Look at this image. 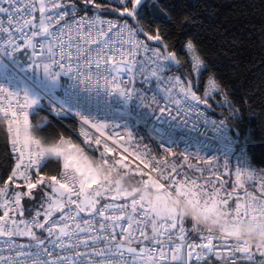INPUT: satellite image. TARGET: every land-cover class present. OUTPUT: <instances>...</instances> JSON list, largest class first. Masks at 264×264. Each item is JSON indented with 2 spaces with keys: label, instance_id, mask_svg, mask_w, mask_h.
Instances as JSON below:
<instances>
[{
  "label": "built area",
  "instance_id": "obj_1",
  "mask_svg": "<svg viewBox=\"0 0 264 264\" xmlns=\"http://www.w3.org/2000/svg\"><path fill=\"white\" fill-rule=\"evenodd\" d=\"M62 5L61 11L65 8L68 10L69 15L65 17V20L71 22L73 19L79 20L82 17L87 18L90 21L96 23L98 29H108V22L112 21L114 28L109 35H113L119 32L125 24L128 28L135 33V39L140 42L142 46H146L148 51H143V47L136 53V60L139 62L145 61L148 58V62L144 64V70L138 71L141 68L140 63H136L133 72H128L123 63H120L121 57L116 56L112 64L119 63V67L122 69L119 78L112 80V76H116L113 72L112 76H108L107 80L104 77L92 78V82H82L73 73L60 72L63 78V84L60 90L63 104L56 101L50 94H43L46 107L56 116L72 118L76 123L77 136L86 143H92L96 145L101 151L107 154H113L120 157H125L133 163L136 167V171L142 170L145 173L156 177L149 169L144 168V164L133 157L129 148L136 142L137 133L136 129L140 131L152 141L156 148L163 154L164 149H172L171 154H177L182 159L188 157V161L196 163L209 173L221 176L230 184V187L235 190H240L243 186H246V192L248 197L245 205L249 203L264 204V169L255 165H249L247 163L246 153L247 144L244 139L235 135L231 128V122L237 121L240 116L237 109L233 106L229 97L221 89L218 83L211 75L202 77L204 72V64L196 51L188 47L189 43L184 45V50L190 65L192 73V88L193 92L197 95V100L192 101L189 98L187 86L185 80L179 75V73L167 64L165 58L160 56L157 60L153 59L152 49L142 36L136 33L132 19L128 17H117L101 13H90L89 11L81 9L80 6L70 3L68 0H57ZM37 7L39 6V0H36ZM47 12L50 14L55 9L52 5L45 0ZM23 6H28V0H25ZM72 7L77 9L75 15L72 14ZM39 11L35 12L30 19L39 25ZM102 21V23H101ZM64 21L60 24L53 23L49 30L56 31L59 27H62ZM5 28L8 27L7 21H5ZM11 33V35H10ZM31 34L30 29H24V34L16 32V30L9 29V32L3 33L0 38V88L7 89L6 92L0 93V116L4 118L5 128L8 137L9 149L13 158V167L11 172V182L14 185L27 187V183L30 181L35 184V187L42 186V182L45 180V176L40 173V168L44 164L46 157L44 155L40 160L38 167L33 166L27 169V175L29 181H25L23 177L17 175L13 176L12 173L16 170V165L21 163L19 169L20 172H24V164L28 163V155L23 157V162L20 159V152L17 150L21 145L14 146L12 140L14 138L15 129L17 125H13V132H8V120L10 115L5 118L4 112L8 110L9 105L12 106L17 114L23 117V112L16 107V101L19 99L23 101L25 92L23 91V80L25 76L19 69L14 58L17 54L24 51L28 53V61L34 63L30 57L32 56V49L27 46V39ZM123 36L127 39L128 32L125 30ZM107 38V37H105ZM12 39L13 42L19 45L18 50L13 53L11 46L8 44V40ZM48 39L46 36L42 37L37 35L33 38L32 42L37 45L36 52L39 55L41 42H46ZM130 45L125 44L123 51H127ZM125 61L129 60V57L123 58ZM147 65L149 68L147 69ZM55 67V66H54ZM95 65H93V70ZM59 71V68L55 67ZM155 72V75H153ZM131 81V82H129ZM209 81H214L215 87H213ZM117 84L120 89L131 91L133 96L128 98L121 96L117 89ZM8 93L13 95L9 96ZM7 97V98H5ZM141 97L145 100L142 101ZM155 97L157 103L152 102V98ZM178 101V103H177ZM205 101L211 102L212 106L216 109L224 112L225 115H216L211 113L203 103ZM147 105V106H145ZM191 105L192 107H190ZM35 108L30 107L25 109L28 113V134L34 140L37 137L31 132L30 114ZM163 109V112L161 111ZM177 109H181V112H177ZM170 110V114H169ZM183 113H187L184 115ZM177 118H176V117ZM81 117L88 118L89 124H84ZM92 123L106 124L107 127L103 129L104 135L102 136L99 131L92 127ZM21 127V139L23 136L22 125ZM131 133V137L128 136ZM96 139H100L101 143L97 144ZM105 146L111 151L106 152ZM37 148H44L40 141L38 145H28L27 152H34ZM127 149V151H126ZM214 165V166H211ZM240 170V181L237 182V171ZM69 174L72 173V169H69ZM65 169L62 166L60 171L55 177L62 183H67L63 179ZM252 175L249 176L248 174ZM102 180H107L111 183V177L107 176L102 179H98L97 182L102 186ZM39 181V182H38ZM73 188L72 199L77 200V193L79 192V184L71 185ZM111 191L104 193L100 197H96L97 208L102 209L107 204L112 205H124L123 211L109 210L107 215H121L125 219L119 221L127 227V216L133 215L136 220H145L144 209H141L139 205L135 213L132 211L131 200L133 194L127 191H118L115 188L104 187ZM97 189V185H92L87 191L93 193ZM120 193L126 197H120L112 199L113 196ZM249 197H254L252 201ZM79 199H82L80 197ZM67 201V195L63 199ZM140 202V201H139ZM141 203V202H140ZM73 209L75 214V205L65 203L64 211L67 212L68 208ZM5 211L9 212L8 222L16 220L19 223L21 220L25 223L30 222L36 213H25V211L19 206L15 205V200L7 201L0 213V217H3ZM21 211L23 216L20 215ZM62 213L58 212L53 215L51 219H59ZM80 217L89 218L87 213H81ZM41 223L44 220L39 216ZM51 219L49 223H51ZM99 219V218H98ZM152 215L149 213L147 217V226L144 231L151 236ZM76 222L82 224V220ZM69 228L74 227L72 220L68 221ZM158 226H166L163 220H156ZM184 228L185 240L181 242L179 240V227ZM23 228V225H21ZM95 229L99 228V224L94 223ZM33 232L39 239L46 240L47 232L44 229L33 227ZM120 229L117 228L116 232L119 233ZM137 237V241L131 246L137 249L139 252L140 247L152 248V245L148 241L140 243L142 238L139 237V232L134 233ZM211 235L212 244L209 246L207 241ZM173 241L164 246L163 249H153L152 256L157 258L159 252L163 250L166 253V261L168 264H175L170 261L172 255V249L176 245H181V255L184 257L186 264H264V250H257L249 248V252L244 253L235 250L237 243L231 239L222 237L218 234L208 232L200 228H194L190 223L189 225L179 221L178 227L172 230ZM120 237L118 236L117 239ZM6 238H0V240ZM11 239L17 244L34 245L36 243L31 237L27 236H14ZM161 239H167L166 236H162ZM194 245V248H190ZM103 247V245H101ZM127 247V246H125ZM59 251V250H58ZM192 251V256H188V252ZM10 253L7 251V247H4V256H8ZM61 254H63L61 252ZM14 255V253H13ZM143 257L137 258V264H141Z\"/></svg>",
  "mask_w": 264,
  "mask_h": 264
},
{
  "label": "snow or ice",
  "instance_id": "obj_2",
  "mask_svg": "<svg viewBox=\"0 0 264 264\" xmlns=\"http://www.w3.org/2000/svg\"><path fill=\"white\" fill-rule=\"evenodd\" d=\"M24 3L25 0H0V38H2L3 33L9 32V29L14 28L16 32L22 35L24 34V29H30L31 34L27 39V46L32 49V56L30 59L37 67L42 68L45 73L50 74L52 78H55L60 72H64L65 74L73 73L77 78L81 79L82 82L87 81L91 83L94 75L96 77H104L105 80H107V77L112 76V73L115 72L116 76H112V80L115 81L119 78L122 71L119 67V63L115 65L112 64L116 56L121 57L120 63L124 64L128 72H133L136 63L141 64V68L138 71L142 72L144 70V64L148 62V58L143 62H139L136 60V53L140 51L142 47L143 51L147 52L148 48L142 46L140 42L135 39V33L131 28L127 27V24H125L119 32L109 35V32H112L114 28L112 21L108 22L107 30L96 28V23L94 21H90L84 17L79 20L73 19L69 22L65 20V17L69 15L68 10L65 8L61 11L62 5L58 3L57 0H48V3L55 9L50 14L47 12L45 0H39L38 7L36 0H28V6H23ZM140 4L141 0H135V5ZM125 10L127 11V8ZM37 11L40 13L38 26L33 19L29 18ZM71 11L72 14L75 15L77 9L72 7ZM136 12L137 8L134 6L132 11L128 14L129 16H134ZM5 21H7V28L4 26ZM61 21H64L62 27H59L56 31L49 30L53 23L60 24ZM125 30L128 32L127 39L123 36ZM137 31L139 32L142 30L137 29ZM37 35H41L42 37L46 36L48 38L46 42L43 41L40 43L39 55H37L36 52L37 45L32 42L33 38ZM149 39H152V37H149ZM155 39H159V36L155 37ZM8 44L11 46V51L13 53L19 48V45L15 44L12 39L8 40ZM125 44L130 45L127 51H123ZM188 47L192 48V44L189 43ZM2 49L3 48H0V50ZM152 56L156 57L158 60L161 53L154 50ZM124 57H129L130 59L125 61L123 59ZM169 58L171 57H165V59ZM93 65H95V70H93ZM53 66L59 68V71L53 72ZM153 75H155V72H153ZM209 83L215 87L214 81H209ZM117 89L121 96H126L128 98L133 96L131 91L120 89L118 84ZM6 91L7 89L0 88V93ZM8 95L11 96L13 94L8 93ZM141 100L144 101L145 98L141 97ZM152 102L158 104L155 97L152 98ZM35 103L36 101L29 98L27 95H24L22 102L17 99L16 107L23 112L22 119L11 105H9L8 110L4 112L5 118L9 115L11 117L8 120V132L12 133L13 125H17L12 143L14 146L18 144L21 145V147L17 149L20 152L21 162H23V157L26 154L29 157L28 163L23 165L25 171H19L21 163H18L12 175H19L23 177L25 181H29L27 169L33 166L38 167L45 152L50 151L59 157L62 156L64 158L63 167L65 169L63 179L67 181V183H62L55 176L51 177V180L54 182L52 184V191L53 193H58L59 197L67 195V201L49 197L51 202L45 210L43 223L38 219L41 213L37 212L36 217L30 222L25 223V221L21 220L17 223V221L13 219L9 224L8 219H6L9 218V212L5 211L3 217H0V238H6L0 240V264H137L138 257H143L141 264H168V261H166V253L163 250L159 252V256L155 259L152 256V250L163 249L164 246L173 241L172 230L178 227V222L181 219L158 216L152 213L139 201L131 200L133 213L136 212L137 206L139 205L141 209H144V216L146 219L139 221L136 220L133 215L129 214L127 216V227H125L123 224L119 223V221L125 219L124 216L115 214L107 215L109 210L113 212L123 211L124 205L107 204L102 209L97 208L96 197H100L111 190L103 188L97 182L91 162L78 146L72 145L70 141L61 139L58 144H53L47 148L36 147V151L26 153L28 145L39 144V141L34 140L28 134V113L25 111V109L30 108ZM189 106L192 107L191 105ZM161 111L163 112V109ZM181 111V109H177V112ZM183 114L187 115V113ZM81 118L84 124L90 123L88 118ZM21 125L23 130L22 139ZM92 127L103 136V129L107 127V125L92 123ZM128 136L131 137V133H128ZM95 142L100 144L101 140L96 139ZM105 151L109 152L111 149L105 146ZM164 151L165 153L171 154L172 149L165 148ZM103 155L104 154L101 153V159L105 164H108L109 161L103 159ZM139 158L143 161L145 169H149L158 174L156 178L160 182L161 187L169 190L185 188L197 199L207 195L200 192L199 186L194 180H176L174 176L180 174L176 164H164L161 161L150 164L143 156H139ZM184 158L185 160L188 159L187 156ZM152 159L154 160L155 158L153 157ZM114 162L127 170L128 165L123 162V158ZM69 169H72L71 174H69ZM136 174L141 177H146V179L152 178V175L142 170H138ZM248 175L251 176L252 174L249 173ZM236 179L239 183L240 170L237 171ZM77 183L79 184V192L77 193L78 199L73 200V188L71 185ZM56 185H59V187H56ZM92 185H97V189L90 194L87 190ZM35 186L36 185L30 181L27 183L29 190ZM2 193L3 190L0 189V194ZM22 195L24 194L21 192L15 193V205L20 204ZM80 197H82V199H79ZM120 197L126 196L116 192V195L113 196L112 199L115 200ZM249 199L252 201L255 200L254 197H249ZM209 200H211L214 207L222 206L228 208V200L220 199L218 193L204 199L205 202ZM65 203L75 205V214H73V209L70 207L67 209V212L64 211ZM55 211L62 213L59 219H51ZM231 211L238 218L241 216L249 217L253 214L264 213V204H236L235 208ZM81 213H87L89 218L80 217ZM149 213L155 218L167 219L170 223L166 226H158L156 220H153L151 229L152 235L149 236L144 231V228L147 226V217ZM20 215L23 216L22 211ZM50 219L51 223H49ZM69 220H72L74 223V227L71 229L69 228ZM77 220H82L83 226L81 223L76 222ZM94 223L99 224L98 229L93 227ZM21 225H23V228ZM33 227L44 229L47 232V239H39L33 232ZM117 228L120 229L119 233L116 232ZM184 231V228L180 226L179 240L181 242L185 240ZM136 232H139V237L142 238L140 243L148 241L152 245L151 249L148 247H140L139 252H137V249L131 246L137 241V237L134 235ZM14 236L31 237L36 243L34 245L17 244L11 239V237ZM118 236L120 237L119 239H117ZM162 236H166L167 239H161ZM207 243L209 246L212 244L211 235H209ZM101 245H103V247H101ZM5 246L10 253L8 256L3 255ZM194 247V245L190 246V248ZM235 250L244 253L249 252V248L243 244H238ZM171 251V262H175V264H186L184 257L181 255V245H176ZM61 252L63 254H61ZM192 254V251L188 252L189 257L192 256Z\"/></svg>",
  "mask_w": 264,
  "mask_h": 264
},
{
  "label": "trees",
  "instance_id": "obj_3",
  "mask_svg": "<svg viewBox=\"0 0 264 264\" xmlns=\"http://www.w3.org/2000/svg\"><path fill=\"white\" fill-rule=\"evenodd\" d=\"M70 3L90 13L131 18L136 33L149 46L159 47L164 55L175 54L180 62L175 70L190 81L192 73L184 45L191 43L204 64L202 77L211 75L239 112L240 118L231 122V128L247 144V163L264 169V0H143L133 17L128 14L131 12L129 4L122 6L107 0H72ZM126 8L127 11L123 10ZM157 36L159 39H155ZM14 60L17 65L28 63V53L22 51ZM203 105L211 113L225 115L209 101ZM30 121L31 132L37 137L33 131V123H37L39 133L50 140L51 145L67 140L78 146L88 159L101 158V150L96 145L83 142L77 136L72 118L56 116L42 104L30 114ZM150 143L157 150L155 144ZM112 155L104 157L113 158ZM12 167L5 121L0 116V185L9 183ZM61 167L60 157L58 161L46 158L39 170L45 176L42 184L50 181ZM134 176L132 173L126 177L130 184ZM223 180L224 186L231 188L227 180ZM127 191L133 194L134 190ZM153 220L158 219L152 216L151 226Z\"/></svg>",
  "mask_w": 264,
  "mask_h": 264
},
{
  "label": "rangeland",
  "instance_id": "obj_4",
  "mask_svg": "<svg viewBox=\"0 0 264 264\" xmlns=\"http://www.w3.org/2000/svg\"><path fill=\"white\" fill-rule=\"evenodd\" d=\"M107 1L112 2V3L114 2L117 5H122V6H126L127 4H129L130 5L129 8L131 11L134 6L136 8L139 6V5H135V0H127V1L126 0H107ZM142 1L143 0H141V2ZM130 17H133V16H130ZM153 50H156L159 52L161 51L159 47L152 49V51ZM154 58L156 57H153V59ZM18 67L23 73V75L25 76V80H23V86H22L23 91L29 98L34 99L36 101V103L33 104L31 107L36 108L37 106L45 104V99H44L43 94H50L56 101L63 104L62 96L60 94V90L63 84L61 73H59V75H56L55 78H52L50 74L45 73L42 68L37 67L34 63H31V62L18 65ZM148 68L149 66L147 65V69ZM55 71H58V70H56L55 67L53 66V72ZM136 133H137L138 138L136 142L129 148L128 152H130V154H132L133 157L136 158L141 163H143V161L139 158V156H143L145 160H148L150 162V164H154L156 163V161H161L164 164L174 163L176 164L177 170L180 173L178 176H174V178L180 181H184L185 179H188L189 181L194 180L196 184L199 186L200 192L207 194L202 197L203 199H207L208 196L218 193V196L220 199L228 200V208L230 210L234 209L236 204L245 205L246 199L248 197V194L246 192V186H243L242 188H240V190L226 188L224 186V182H223L224 180L221 176L213 175L209 173L207 170H204L198 164L194 162L191 163L188 160L182 159L177 154L165 155L161 153L158 149L156 150L153 148L152 144L150 143V140H148V138L146 139L145 135L140 131V129L137 128ZM101 153L104 154L103 159L109 161L108 164H105L104 161L100 158V160L103 161V164L108 167L109 175H111V173L115 171V169L112 166V162L120 160L121 158H123V162L128 165L127 170L123 168L122 166H120L118 163L114 162V164L116 167L124 171L125 177L132 176V173L134 176V174L137 173L135 165H133V163L129 161L127 158L116 156V155H112L114 156L113 158H107V157H104L105 154L107 153L100 151V154ZM153 157L155 158L154 160L152 159ZM60 158L62 159V166H63L64 158L62 156ZM92 169L95 172L96 180L109 176V175L102 176L101 174H98L97 171L93 167ZM153 173L156 174V177H157L158 174L155 172ZM156 177L152 176L151 179H146V177L134 176L132 181L134 184L137 178H144L145 185H151L153 190L155 191L166 190V188L160 186V182L157 180ZM52 184H53L52 180L46 183V185H50V189H52ZM56 187H59V185H56ZM49 197H52L53 199H58L48 194H45L43 198L38 197L35 199H31V202H30L31 204L28 207L30 209V212L31 213H37V212L41 213L40 217L44 220L45 210L47 209L48 204L51 202L49 200ZM155 219H161L166 224L170 223V221L167 219H163V218H155ZM180 221L188 225L190 224V222L186 220L181 219Z\"/></svg>",
  "mask_w": 264,
  "mask_h": 264
},
{
  "label": "clouds",
  "instance_id": "obj_5",
  "mask_svg": "<svg viewBox=\"0 0 264 264\" xmlns=\"http://www.w3.org/2000/svg\"><path fill=\"white\" fill-rule=\"evenodd\" d=\"M37 123H33V131L42 144L50 147V140L39 133ZM45 157L58 161L59 156L53 152H45ZM92 167L102 176L109 175V169L102 160L89 158ZM111 173V183L102 180V186L115 188L118 191L126 189L133 191V198L139 200L152 213L168 218H179L189 221L194 227L218 234L237 244L249 248L264 250V213L253 214L249 217H236L229 208L213 206L211 200L205 202L203 198L197 199L185 188L155 191L151 185H145L144 178H137L130 184L124 171L115 166Z\"/></svg>",
  "mask_w": 264,
  "mask_h": 264
},
{
  "label": "crops",
  "instance_id": "obj_6",
  "mask_svg": "<svg viewBox=\"0 0 264 264\" xmlns=\"http://www.w3.org/2000/svg\"><path fill=\"white\" fill-rule=\"evenodd\" d=\"M51 181V180H50ZM52 183H54L52 181ZM0 189L3 190V193L0 194V213H1V209L3 207V205L7 202V201H11V200H15V193L16 192H21L24 195L21 196V201L19 206L25 211V213H31L28 207L30 206V202L31 199H35L38 197H42L45 196V194L51 195L53 197H56L58 199H64V197H59L58 193H53L52 189H50V185H42L40 187H34L31 190L28 189V187H24V186H19V185H14L10 182L4 185H0ZM30 193V194H29ZM58 211H55L54 214H56Z\"/></svg>",
  "mask_w": 264,
  "mask_h": 264
},
{
  "label": "water",
  "instance_id": "obj_7",
  "mask_svg": "<svg viewBox=\"0 0 264 264\" xmlns=\"http://www.w3.org/2000/svg\"><path fill=\"white\" fill-rule=\"evenodd\" d=\"M69 1H72V0H69ZM170 56L171 58L169 59H165L166 62L172 66L173 68H176L180 62L179 60L177 59V57L175 56L174 53H169V54H166L165 57H168ZM185 82H186V86H187V91L189 93V98L192 100V101H195L197 100V95L193 92V88H192V84L190 82V80L188 79H185Z\"/></svg>",
  "mask_w": 264,
  "mask_h": 264
},
{
  "label": "bare ground",
  "instance_id": "obj_8",
  "mask_svg": "<svg viewBox=\"0 0 264 264\" xmlns=\"http://www.w3.org/2000/svg\"><path fill=\"white\" fill-rule=\"evenodd\" d=\"M127 1V0H126ZM120 3H121V1H120ZM123 3V2H122ZM184 51V50H183ZM161 52V51H160ZM161 56L162 57H165V55L161 52ZM187 57V56H186ZM188 60V59H187ZM236 122V121H235Z\"/></svg>",
  "mask_w": 264,
  "mask_h": 264
}]
</instances>
